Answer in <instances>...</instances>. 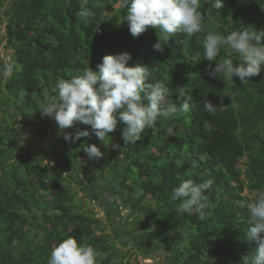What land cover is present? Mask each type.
Here are the masks:
<instances>
[{
	"label": "trees",
	"instance_id": "obj_1",
	"mask_svg": "<svg viewBox=\"0 0 264 264\" xmlns=\"http://www.w3.org/2000/svg\"><path fill=\"white\" fill-rule=\"evenodd\" d=\"M213 2L201 0L204 31L169 37L161 54L153 49L165 35L159 29L130 34L125 0H0L4 47L11 51L0 72V264H47L51 250L68 236L93 246L97 264H133L126 245L143 258L164 254L163 264H241L255 247L245 235L242 205L264 192V69L244 84L235 76L215 79L209 64L216 62L202 53L209 31L264 28V10L258 0H225L222 10ZM81 7L91 9L87 20L76 16ZM124 51L132 56L129 65H155L169 101L184 86L193 96L192 110L158 118L135 145L124 144L125 125L118 124L98 161L82 148L99 145L95 135L69 143L62 134L56 138L61 147L47 150L57 161L53 168L42 157L13 160L19 151L13 124L20 122L14 113L21 114L20 123L37 124L47 140V116L40 109L54 95L53 84L88 67L98 70L105 55ZM230 52L225 46L217 59ZM8 65H14L9 75L3 71ZM205 100L218 106L214 114L204 110ZM77 128L91 130L79 122L66 130L74 134ZM209 178L214 184L204 218L179 213L183 201H172V190L186 179ZM73 180L103 206L109 224L92 210L78 209Z\"/></svg>",
	"mask_w": 264,
	"mask_h": 264
},
{
	"label": "clouds",
	"instance_id": "obj_2",
	"mask_svg": "<svg viewBox=\"0 0 264 264\" xmlns=\"http://www.w3.org/2000/svg\"><path fill=\"white\" fill-rule=\"evenodd\" d=\"M264 10V0H258ZM126 18L133 38L139 37L149 27L159 29L163 39H159L153 49L161 54L165 51L168 38L176 34L192 37L204 31L205 13L201 0H125ZM212 7L222 10L225 0H214ZM91 9L81 7L76 16L87 20ZM224 35L209 31L203 40L202 58L209 62V76L215 79L238 77L244 84L264 69V28L253 24ZM227 46L231 52L217 59L221 49ZM233 54L238 55L234 60ZM132 56L124 51L108 54L97 65L98 70L88 67L70 79H60L53 84L54 95L45 98L41 115L54 119L69 143L81 137L95 135L100 144H87L83 151L91 160H100L104 153L101 145L118 124H124L121 137L125 145H135L141 141L146 129L155 127L158 118H171L189 113L194 105L193 96L184 87L175 89L176 99L169 101L170 90L167 83L156 79L155 65H129ZM235 62V63H234ZM14 65L5 67L4 74L13 71ZM204 110L214 114L218 106L211 101H203ZM77 122L90 126L75 130ZM23 144V143H22ZM114 149L118 145H112ZM214 184L209 178L202 182L191 179L181 181L171 193V200L183 201L179 213H195L203 219L208 207L207 192ZM247 209L246 237L255 242L250 252L241 259V264H264V192H258L255 199L242 205ZM47 264H97V252L91 245L78 242L73 236L60 241L50 252Z\"/></svg>",
	"mask_w": 264,
	"mask_h": 264
},
{
	"label": "rangeland",
	"instance_id": "obj_3",
	"mask_svg": "<svg viewBox=\"0 0 264 264\" xmlns=\"http://www.w3.org/2000/svg\"><path fill=\"white\" fill-rule=\"evenodd\" d=\"M4 18L5 17L2 11H0V72L2 69V64L10 62L11 56V51L4 47L5 39L3 35L5 34L6 28L5 21L1 22V19ZM8 112L11 114L15 111L11 109ZM13 118L18 119L20 122L22 120V116L19 113H14ZM44 121L46 122L47 140H42L37 124L25 125L20 122L13 124V127L15 128V131L13 132V144H16L17 147H19V151L16 150L14 153L13 160H22L28 155H31L33 157H42L43 163L48 164L49 168H53L57 164L56 159H54L51 153H47V150L52 144L61 147L60 141H57L56 138H59L62 133H60L54 119L46 117ZM65 131L67 132L66 129ZM7 133L11 134L12 132L8 131ZM71 183L73 187L75 203L80 204L78 209H85L87 211L92 210L96 216L103 218V220L109 224L105 217L103 206L99 205L98 202L94 201L93 198L88 196L79 182L73 180ZM121 214L125 215L126 211L124 210ZM106 231L111 232L112 228L107 226ZM118 245L119 247H122L121 244ZM123 251L128 252V259L133 264H163L164 254L162 253H154L151 257L143 258L139 252L129 249V245H126L123 248Z\"/></svg>",
	"mask_w": 264,
	"mask_h": 264
}]
</instances>
